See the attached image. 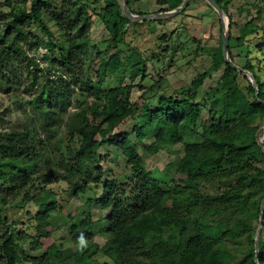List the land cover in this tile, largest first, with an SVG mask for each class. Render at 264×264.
<instances>
[{
	"label": "trees",
	"instance_id": "trees-1",
	"mask_svg": "<svg viewBox=\"0 0 264 264\" xmlns=\"http://www.w3.org/2000/svg\"><path fill=\"white\" fill-rule=\"evenodd\" d=\"M99 1L0 4V84L20 85L19 75L26 73L30 80L26 88L32 95L28 112L33 116L25 130L0 127L2 264H257L255 238L264 200V152L258 142L264 119V27L252 19L237 37L231 35L229 44L233 61L234 47L247 45L243 68L254 75L258 97L248 77L225 60L221 47L212 54L210 69L193 81L195 91L188 88L179 96L162 91L153 105L144 95L141 102L133 101L132 93L135 88L155 91L161 80L147 88L140 84L105 88L107 77L125 65L133 78L147 75L149 59L135 48L123 59L119 46L125 43L132 21L117 0H103L98 8L94 4ZM133 1L129 0L130 8ZM183 1L157 3L165 12ZM217 1L229 14V0ZM190 7L191 3L181 14ZM255 10L257 19L264 18V3L255 5ZM94 16L111 34L104 51L91 36ZM261 32L262 42L254 44L253 38ZM41 49L46 69L29 55ZM88 61L97 65L95 76L87 73ZM223 66L222 79L233 84L216 107L209 98L199 99L197 90ZM240 79L248 82L249 93L241 89ZM79 95L83 101H75ZM74 101L77 110L72 112ZM128 120L134 123L132 132L119 130ZM177 145L184 154L173 165V178L148 169L146 155L172 154ZM105 147L124 156L125 175L106 178L101 164L109 154L101 153ZM58 184H64V192L70 191L73 198H83L93 189L101 191L81 206L85 217L70 216L66 221L72 245L62 248L54 242L43 249L42 239L59 228L51 221L62 211ZM10 203L19 209L33 203L38 209L36 235L26 237L35 255L24 248L23 232L9 221ZM93 208L99 211L97 219ZM81 234L86 240L82 250ZM97 236L105 238L103 245ZM259 263L264 264V225Z\"/></svg>",
	"mask_w": 264,
	"mask_h": 264
},
{
	"label": "rangeland",
	"instance_id": "rangeland-1",
	"mask_svg": "<svg viewBox=\"0 0 264 264\" xmlns=\"http://www.w3.org/2000/svg\"><path fill=\"white\" fill-rule=\"evenodd\" d=\"M94 2L95 0H91ZM120 5H123V0H117ZM158 0H134L131 3V9L134 14H154L159 13L161 6L157 3ZM228 1V0H227ZM264 0H229V14H226V21L229 23L230 34L234 37L239 35L240 29L243 28L249 21L255 19V23L264 27V18H256L255 5L264 3ZM191 7L183 14L169 19L163 20H150L147 23L139 22L129 25L125 37V43L119 46V50L122 52V57L126 60V57L133 48L139 50L142 53L143 59H149L147 63V75L132 77V70L129 65H125L120 72L116 75H109L106 80L105 88H115L120 85H143V87H150L155 82L161 80L160 87L155 91H145L140 88H135L132 93L133 101L141 102L143 95L145 99H148L153 105L157 103L159 94L162 91H166L169 94L180 95V91L190 90L195 91L193 81L208 71L212 65L211 56L219 48H223L222 32L223 25L219 17L218 12L208 3L207 0H190ZM104 1L100 0L95 3L94 6H103ZM4 9V8H2ZM93 28L91 36L94 43L104 51L110 45L111 34L107 29L104 22L99 16L93 17ZM163 21V23H160ZM56 33L57 30L54 26H51ZM34 29L37 34L46 39L45 33L38 29V25H34ZM57 34V33H56ZM167 35L168 39L162 37ZM261 34L253 38V42H262ZM166 45L173 48L169 51H165L163 48ZM29 49V46L27 47ZM247 45L234 47L233 54L235 56L234 62L243 67L246 64ZM110 52L104 54L105 58L114 53ZM45 53V50L41 49L40 53H34L30 51V56H35L42 68H47V63L41 59V54ZM153 55L159 56V58L150 60ZM258 51L254 53L256 57ZM91 65V69L88 68V74L95 76L97 65ZM225 66L221 69L211 73L207 77L202 86L197 90L199 99L205 98L215 102L216 107H220L223 103V95L227 89L233 84L232 80H223L222 76L225 72ZM19 71V70H18ZM142 77H144L142 79ZM248 77V76H247ZM249 79V78H248ZM20 85L6 86L0 84V127L2 130H25L32 125V114L28 112L27 102L31 99L32 95L27 91V85L30 80L27 74L19 75ZM250 81V80H249ZM241 89L249 93L248 82L245 79H240ZM251 82V81H250ZM84 98L80 95L75 98V101ZM70 108V111L77 110L76 104ZM208 115V111L205 108L204 117ZM133 121L128 120L119 128L126 132H132ZM263 133L259 132V137H262ZM40 136L45 138L44 133ZM101 153L108 158L104 159L101 164L105 168L106 178L120 177L125 175L127 171L125 158L118 150L111 147H105L101 149ZM183 148L180 145L176 146L175 153H168L162 151L156 156L146 155L147 167L150 170H158L162 173L163 177L168 179L173 178L176 174L175 167L173 166L182 156ZM264 166V165H263ZM64 184L56 185L58 204L61 208L60 213L53 215L52 222L59 224L58 230H54L50 237L43 238V249L56 242L62 248H66L72 245L70 242V235L68 231V225L66 221L71 217L84 216L80 208L83 203H87V200L96 197L100 194L101 190L93 189L87 193L83 198H73L70 195V191L64 192ZM15 203H10L6 210H8L7 216L9 221L15 224V228L23 232L20 237V241L24 242V248L33 255L37 252L31 250L29 240L26 237H33L36 235V220L34 217L37 215L38 209L35 204L27 203L24 209L14 207ZM87 211V210H86ZM92 213L94 219L99 217V211L93 208ZM88 212V211H87ZM87 212L85 214H87ZM98 214V215H97ZM3 235V233H1ZM96 241L101 245L105 243V238L101 236L96 237ZM101 261H108L106 258H101ZM2 264V260H0Z\"/></svg>",
	"mask_w": 264,
	"mask_h": 264
},
{
	"label": "water",
	"instance_id": "water-1",
	"mask_svg": "<svg viewBox=\"0 0 264 264\" xmlns=\"http://www.w3.org/2000/svg\"><path fill=\"white\" fill-rule=\"evenodd\" d=\"M208 3L218 12L219 17L221 19L222 25H223V32H222V40H223V52H224V57L225 60L227 62L230 63V65L238 70L239 72H242L244 75L248 76L249 80L251 81L255 91H256V95L258 97L259 95V90H258V85L256 82V79L254 77V75L244 69L243 67L239 66L238 64H236L230 56V52H229V44H230V28H229V23L226 21V14L224 9L220 6V4L218 3L217 0H207ZM190 0H184L183 3L177 7L174 10L171 11H165V12H159V13H154V14H146V15H136L132 12L131 8L129 7V0H123V5L122 6V11L123 14L129 18L131 21L135 22V23H139V22H145V21H150V20H163V19H169V18H173L175 16H177L178 14H180L181 12H183L187 6L189 5ZM262 137L258 136V142H259V146L262 149V151L264 152V119H263V123H262ZM263 225H264V200L262 202L261 205V213H260V225L259 228L257 230V234H256V238H255V249H256V256H255V260L257 264L259 263V242H260V237H261V233H262V229H263Z\"/></svg>",
	"mask_w": 264,
	"mask_h": 264
},
{
	"label": "clouds",
	"instance_id": "clouds-1",
	"mask_svg": "<svg viewBox=\"0 0 264 264\" xmlns=\"http://www.w3.org/2000/svg\"><path fill=\"white\" fill-rule=\"evenodd\" d=\"M78 243H79V246H80L81 250L84 247H86V240H85L83 234H81V236L79 237Z\"/></svg>",
	"mask_w": 264,
	"mask_h": 264
},
{
	"label": "built area",
	"instance_id": "built-area-1",
	"mask_svg": "<svg viewBox=\"0 0 264 264\" xmlns=\"http://www.w3.org/2000/svg\"><path fill=\"white\" fill-rule=\"evenodd\" d=\"M7 0H0V4L1 3H5ZM12 1H16V0H12Z\"/></svg>",
	"mask_w": 264,
	"mask_h": 264
}]
</instances>
